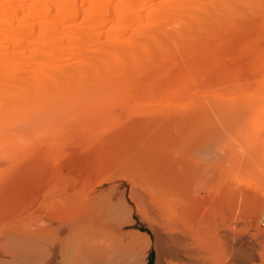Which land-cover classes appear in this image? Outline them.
<instances>
[{"label":"bare ground","instance_id":"1","mask_svg":"<svg viewBox=\"0 0 264 264\" xmlns=\"http://www.w3.org/2000/svg\"><path fill=\"white\" fill-rule=\"evenodd\" d=\"M250 116L264 166V0H0V264H263L264 179L223 225L164 168Z\"/></svg>","mask_w":264,"mask_h":264},{"label":"rangeland","instance_id":"2","mask_svg":"<svg viewBox=\"0 0 264 264\" xmlns=\"http://www.w3.org/2000/svg\"><path fill=\"white\" fill-rule=\"evenodd\" d=\"M258 124L255 121L253 116L248 117L244 121L241 122L240 125L236 127H228L220 136H217L216 139L211 138L210 140L206 137L200 140H189L186 146V151H190L193 153L190 157H197L200 161L197 164L194 162L184 161V156L181 155V151L178 140L172 144L170 150L172 151V157H168L167 163H165V171L170 176H177L179 178L188 179L189 184L195 186L196 194H199L202 199L199 201H193L192 205L189 206L192 209L193 216L196 219L202 216L201 212L203 208L209 210L208 218H217L223 225H228L230 219L232 218V209L235 204L239 206L242 201V204L246 209L252 210V204H248L242 200L243 193L242 189H245L246 186L243 185L242 182L246 180H262L264 179V166L259 165L256 159L253 156H249L250 150H252L257 136V128ZM167 127V126H166ZM163 126V130H167L169 133L176 134L177 128L171 127L166 128ZM165 128V129H164ZM170 129V130H169ZM174 131V132H171ZM159 131H157L158 133ZM165 133V132H164ZM168 134V133H167ZM160 135V134H159ZM159 137V136H158ZM156 138V137H153ZM212 141L213 145L210 146L215 151L214 154L220 152L221 146L226 148V157L223 158L224 161L219 165L213 167L210 165H205V162L213 159V152L209 154L203 155L204 150V142ZM203 144V145H202ZM218 147H217V146ZM178 146V147H177ZM215 147V148H214ZM217 147V148H216ZM173 149V150H172ZM177 153V154H176ZM224 153V155H225ZM175 154V155H174ZM213 156H212V155ZM178 157H177V156ZM182 158H181V156ZM221 157L224 156L223 152L219 154ZM205 156V157H204ZM181 158V159H180ZM210 158V159H209ZM212 158V159H211ZM196 159V158H195ZM208 159V160H207ZM170 161V162H169ZM173 161V163H172ZM183 162V163H181ZM185 162V163H184ZM169 164V165H167ZM171 164V165H170ZM178 164V165H177ZM183 165V166H182ZM186 165V166H185ZM188 165V166H187ZM190 165L193 167L191 168ZM185 167H189L191 174H189ZM206 167V168H205ZM176 171V172H175ZM114 172V171H113ZM111 172V173H113ZM178 172V173H177ZM193 174V176H192ZM187 177V178H186ZM119 181V182H118ZM122 182V183H121ZM109 183V182H108ZM103 182V187L97 185L96 189L100 191L101 189L109 188L111 184L116 183L120 184L118 191L126 192L128 195V183L123 179H116L115 182L109 183ZM206 185L205 187H203ZM202 186V187H201ZM181 188V186L178 185ZM126 190V191H125ZM180 192L187 193V188L182 187ZM252 191L246 193V195L251 194ZM259 194H264V190H261ZM262 205L252 211L249 215L253 217L252 223H255L260 228L264 229V198H262ZM257 214V215H256ZM259 215V216H258ZM36 227V226H35ZM131 228H135L141 230L143 232H147L150 234L152 241L154 242V235L151 231L149 225L140 219L138 215H134V222L131 227H127L126 230H130ZM216 237L211 238L209 240V244L211 245L210 255L212 257H216V259L220 262L222 261V250L219 244L215 243ZM152 243L149 248L147 255V263L153 264L156 258V248ZM85 256V254H84ZM155 259V260H154ZM217 263V262H216ZM63 264H90L89 260L85 258H80L79 260L71 263L70 261H66ZM228 264H236L235 262H231ZM264 264V263H263Z\"/></svg>","mask_w":264,"mask_h":264}]
</instances>
